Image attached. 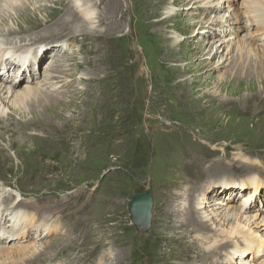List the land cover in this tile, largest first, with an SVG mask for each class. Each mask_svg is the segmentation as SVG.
<instances>
[{
	"label": "rangeland",
	"instance_id": "obj_1",
	"mask_svg": "<svg viewBox=\"0 0 264 264\" xmlns=\"http://www.w3.org/2000/svg\"><path fill=\"white\" fill-rule=\"evenodd\" d=\"M74 1L19 0L9 6L0 0V30L17 31L14 18L26 8L17 23L61 20L75 36L66 46L58 32L31 29L37 32L26 50L33 45L34 56L21 65L35 74L18 80L14 73L20 69L12 71L3 84L15 92L35 90L46 65L59 62L51 82L36 87L52 99L39 96L17 107L14 95L2 93L0 208L8 210V194L12 202L37 205L57 231L44 255H14V262L3 255L0 264H264V232L257 234L263 245L240 234L251 226L254 235L252 223L264 216V78L244 71L230 85L219 80L241 71L236 48L255 27L234 32L227 60L215 71L219 60L205 55L218 43L219 26L201 24L193 0H78L91 9L90 23L74 14ZM230 2L238 16L245 12L243 0ZM218 15L226 18L227 9ZM29 24L22 30L34 26ZM263 37L253 43L259 54L251 53L252 64L262 56ZM147 184L151 222L140 233L129 221L127 203ZM225 190L238 192L225 202L224 193L217 194ZM199 194L225 202L226 211L240 208L241 218L226 224L219 215L211 226L179 210L194 206ZM247 194L250 200L241 206ZM230 228L238 233L230 236L232 243L205 251ZM256 247L261 252L253 258Z\"/></svg>",
	"mask_w": 264,
	"mask_h": 264
},
{
	"label": "bare ground",
	"instance_id": "obj_2",
	"mask_svg": "<svg viewBox=\"0 0 264 264\" xmlns=\"http://www.w3.org/2000/svg\"><path fill=\"white\" fill-rule=\"evenodd\" d=\"M18 1L19 0H4V4H8L9 6H12L13 3H16ZM25 1H27V0H25ZM79 1L78 0L74 1L73 12L76 16L81 17V18H83L84 21L89 22L91 15H92L91 9L89 8L88 4L86 5V4L82 3L83 4L82 6H81V4H80V6H78ZM224 1H227V0H220L219 2H218V0L216 2L214 0H193V3L195 4L194 7L200 9L199 14L201 15V17H203L201 24H205V25L206 24L207 25L208 24L209 25L215 24V26H219L218 27L219 33H217V37H216V38H218V43L215 46H213V49L211 51L212 53L205 55L207 60L212 59V58H216L219 60V61H217L216 66H213L211 68V70L217 71L219 67L224 66V62L227 60V56L230 53L229 46L233 43V41L235 39L234 38V32H238V31H241L243 29L249 30L250 27L254 26L255 27L254 30L249 32L248 34H246L244 36L247 38H245L243 40V43L241 42L240 44H238L240 47L236 43L237 48H236L235 63H237V62L241 63L242 62L241 71L238 73H234L229 79H227L226 77H219V80L221 82H223L224 84L230 85L232 83V80H230V79H233L234 76L239 77V73L244 72V71L246 72L247 77H249V78L256 77V76L260 77V78L261 77L264 78V37L262 38L263 42L260 44V47L263 51L261 58L257 57L259 60L255 64H252V62L249 60L250 56H252L251 55L252 52H253L254 56H257L256 53L259 54V49L258 48L255 49L253 47V43L259 42L258 34L264 35V0H243V3L245 5V10H244L245 12L241 13L240 16H238L239 15L238 12H233L234 9L232 8V4H231L230 0H228V3L224 2ZM223 9H227V16H225L226 18H224V16L220 17L218 15L220 11H223ZM25 10H26V8H21L18 11L17 16L14 18V20H15L14 24L17 27L16 28L17 31H12L10 29H8L7 31L0 30V37L3 38L0 40V105L3 104L4 99H6V98H2L3 90H4V94H7V95L10 94V97H12V95H14V100H16L15 102L17 103L16 104L17 107L20 105H25L28 102V100L31 103H36L37 98H39V96H41V92H38L39 89L36 88L37 85L41 86L44 83L49 84L51 82L50 77L51 78L55 77L54 76V72H55L54 67L56 65H58L59 62H54V60H53V62H50L48 65H46V67H45L46 70H44V72H43L42 79L40 81H38V80L34 81L33 86H36L35 90H31V89H29V87L28 88L25 87L21 92H15L13 90V88H9V87L5 88V86H3V84L7 83L9 73L12 71L16 72L17 70L19 71V69H20L18 74L14 73L15 78L16 79L18 78V80L20 78L26 79L29 76H32L33 74H35L34 70L36 71V69H27V68H25V65H24V67H23V65H21V63L24 64V62L26 63L28 60H32L33 56H34L33 52L31 51V48L33 45L30 46L28 50H26V47L28 46V44H31L33 41V39H31V37L33 35H35V33L37 32V30H31V29L43 27L44 29H47L48 31H50V34H55L56 32H58L59 36H62V37L65 36L66 37V39H63V41H62L63 45L66 43L65 44L66 46L69 43L68 40L75 39V36H72V33H69L68 31H66L64 29V27H66V25H64L61 20H58L55 22V21H53V19H50L46 22L41 21V24L35 23L37 25H35L33 22L35 19L33 21H30V20L24 21L23 20L21 23H17L18 19H23L20 17H22L23 12ZM27 11H28V9H27ZM33 11H35V10H33ZM44 20H46V19L44 18ZM26 23H30V24L33 23L34 26L31 27L30 29L27 28L28 31H26V29L22 30V28H23L22 25L26 24ZM241 23H243L242 28L239 27V24H241ZM30 24L28 26H30ZM227 24L230 26L233 25L234 28L223 30L222 29L223 26H225ZM40 29L42 31L41 33H43L42 28H40ZM24 31H26V32H24ZM214 31L211 32L209 30V33L214 34ZM41 33H39V34H41ZM39 34H37V35H39ZM255 34L257 36H254ZM225 35H227V37H225ZM226 38H229V39L226 40ZM13 40H15V42H12ZM56 40L50 39L51 42H55ZM245 40L247 42H245ZM227 43H229V45ZM241 44H242V46H241ZM212 45H213V43L209 46V48L212 47ZM209 48H208V51L210 50ZM247 48L249 50L245 51ZM8 50H13L12 51L13 54L10 57L7 56ZM224 50H225V53L223 55H221V53ZM49 51H50V49H49ZM55 51H59V50L55 49ZM59 56H61V54H59ZM245 61H247V63L244 65L243 63ZM244 66H246V67L244 68ZM54 79H56V78H54ZM28 81H29V79L27 80V82ZM41 97H43V99H49V98L52 99V94L51 93L50 94L49 93H43ZM43 101H45V100H43ZM3 109H2V111H3ZM19 112H21V111H19ZM3 128H4L3 126L0 127L1 130ZM52 165H53V167L59 168L58 166H56V163H53ZM235 172H232L231 174L233 175ZM242 172H245V171L242 169ZM198 175L199 176H196L197 182L202 177V174H198ZM255 178L258 180L260 179L258 177H255ZM243 180H240V181H243ZM197 182L195 185H192V189L195 190V186L197 185ZM202 185L203 184L200 185L201 189H203ZM238 186L240 187L242 185L239 184ZM10 188L16 190V188L14 186H10ZM205 189H206V186H205ZM230 191L231 190H228L227 192H226V190L221 191V192L218 191L217 194L220 197L225 196L223 198V200H225V202H227L230 200V198H228V195L229 196L231 195V197H232V194H235L238 192V191L237 192H234V191L230 192ZM252 191H255V190L252 189ZM258 192H259V188L257 189V192H255V193H258ZM222 193H224L223 196L220 195ZM247 196H248V194L246 196H244L246 198L243 197L240 199L241 201L239 204L241 206L246 205L247 202L250 200L249 196L248 197ZM195 201H196V204L194 206L187 204L186 206H182L181 208H179V210L185 212L184 208H186L187 214H191V212H193L203 224L210 222L207 225L212 226L214 218H218L219 215H220V218L223 221V223L226 220V224L229 223V221L235 222L236 219L239 220L241 218L238 215L240 208L237 209V208L231 207L230 210H232V211H230L228 208L226 211L225 209H223V206H225V202H223V201H217L214 198H208L207 196H205L203 194H199L198 196H196ZM3 203H9V207H7L8 210H6V212L3 211L2 208H0V256L2 257L4 255L7 257L9 255V257H13V258H10V260L12 262H14L15 261L14 255H16L18 259H21V257H23L28 252H30L32 254L38 253L36 256H39L40 254H42V252H44L42 255L47 253L46 250L51 249V246L53 245V242H54V240H52L50 243L47 242L48 237L51 234L56 233V231H57V227H55V225H54L55 220L43 219L44 218L43 217L44 212L36 209V207H38L37 205L27 204L26 202H22L21 200H19L18 202L17 201L12 202V196H10L9 194L4 197ZM31 206H33V207H31ZM30 207L32 209L38 210V212L34 213L33 211L28 210ZM217 210H221V211L217 212ZM228 211H230V212H228ZM45 213L49 217H53V215H54V214L53 215L50 214L47 211H45ZM5 217H8V218L5 219ZM25 219L27 221H29V224H26V222L24 221ZM249 222H250V220H249ZM207 225H204V229L207 228ZM252 225H254V227L257 229L255 234L254 235L249 234L252 230L251 226H250L249 228H247V230L244 233H240V234H242L241 235L242 239L245 241H251L253 244L263 245L262 244L263 242H261L260 236H258L257 234H258V232H264V216L262 217V219L260 220V222L258 224L252 223ZM244 228H245V226L240 227L239 229H244ZM217 230L215 229L214 233H216ZM211 232L213 233V231H211ZM232 234L238 236L236 229L230 228L229 231H227V232L220 231V233L217 235L218 238H220V239L211 243L207 247V249L211 246L212 247L209 250H205V251H211L212 252L217 248L216 247L217 245H220L221 247H225L227 244L232 243V241H231L232 239H229L230 236H232ZM213 236H214V234H213ZM15 242H17L20 247L16 245L13 248L9 249L10 251H8V249L5 247V245H8V244L13 245ZM25 242L30 244V248L20 244V243H25ZM217 242H222V243L217 244ZM43 243H44V245L45 244H47V245L44 246L43 248H40V249H42V250H40L39 247ZM248 244H249V242H248ZM253 248H254V245H253ZM258 250H259L258 247H256V251H255V254L253 255V258L261 252V250L260 251H258ZM240 259H241V257H240ZM240 259H239V261H240ZM234 263L235 262H233L232 264H234ZM12 264H15V263H12ZM240 264H245V262L241 260ZM246 264H250V263H246Z\"/></svg>",
	"mask_w": 264,
	"mask_h": 264
},
{
	"label": "water",
	"instance_id": "obj_3",
	"mask_svg": "<svg viewBox=\"0 0 264 264\" xmlns=\"http://www.w3.org/2000/svg\"><path fill=\"white\" fill-rule=\"evenodd\" d=\"M152 197L149 184L139 192L132 193L127 203L129 221L137 232H147L151 222ZM147 259L145 264H149Z\"/></svg>",
	"mask_w": 264,
	"mask_h": 264
}]
</instances>
